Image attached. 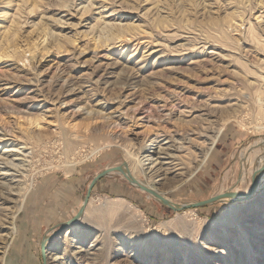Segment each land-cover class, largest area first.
I'll return each mask as SVG.
<instances>
[{
  "label": "rangeland",
  "instance_id": "374dc122",
  "mask_svg": "<svg viewBox=\"0 0 264 264\" xmlns=\"http://www.w3.org/2000/svg\"><path fill=\"white\" fill-rule=\"evenodd\" d=\"M3 128L27 159L0 212V224L13 220L16 229L10 237V227L0 229V264H51L57 243L66 264H184V256L224 264L201 243L250 216L264 177L250 201L174 212L113 173L98 182L83 218L49 241L45 261L41 243L76 216L98 174L130 169L150 141L173 154L162 176L169 171L174 182L189 172L177 185L155 184L173 203L249 191L264 165V0H0ZM58 199L70 204L60 225L34 232L23 222L30 204L39 206L31 221H40ZM112 203L121 209L103 211ZM246 229L263 235L264 224ZM80 239L89 255H73Z\"/></svg>",
  "mask_w": 264,
  "mask_h": 264
},
{
  "label": "bare ground",
  "instance_id": "6f19581e",
  "mask_svg": "<svg viewBox=\"0 0 264 264\" xmlns=\"http://www.w3.org/2000/svg\"><path fill=\"white\" fill-rule=\"evenodd\" d=\"M9 133L10 131L4 128L0 129V212L2 213L6 211L7 209V208H4L5 207L4 205L8 204V202L11 201L9 200V197L13 195L14 193L13 192L15 190L14 184L15 182L19 181L17 178L19 177L20 169L24 167L23 164L26 162V159H27L26 148L17 147V145H13L14 144L13 141H11L8 138ZM67 135L72 136V134H62L63 140H67ZM216 137L217 136H215L213 139L215 140ZM22 138L25 141H30L32 139L30 138V134L28 130L22 131ZM109 138L116 141V143L120 142L119 137L117 135L115 136L110 135ZM9 142L10 144H7ZM154 143H155L154 141H150V143L140 148V152H139L140 155L134 158V165L132 167L130 166V172H131V175L135 179H137L136 176L138 174L144 173L146 176H148L150 182L149 183H143L142 181L140 182L147 188H150L161 195V193L157 191L158 188L155 186V184L160 183L161 186H163L164 188H166L167 186L170 187L171 185H175V184L177 185L178 183L182 182L185 179V177H187L189 172L179 173L178 175L179 177H176L175 179L176 181L174 182L173 180L169 181L168 179H166L169 171H166L164 176H162L160 172L163 171V166L164 164H166V161L173 159V154L168 151L169 148H162L160 146L155 145ZM2 145L4 146L1 148ZM105 145H109V144L106 143ZM130 147H131L130 144L124 145V148H126V150H129ZM97 149L98 150L95 151V153H99L100 149L99 148ZM208 149H211V148L209 147ZM201 151H202V157H205L208 153L207 150L202 149ZM263 162H264V158H263ZM263 166H260V169ZM65 170L66 172L74 171L75 166L71 164L66 165ZM248 192L242 193V194H247ZM230 202H234V201L230 200ZM21 206H22V203H19L17 206V209H20ZM119 209H121L120 205L112 203V204L106 205L103 211L115 212V211H118ZM249 210H251L250 216L245 217V219L236 227L235 231L228 229L226 225L225 227L222 228L220 232H219V229H216L214 231L215 235L211 236L205 242L201 243L203 250L207 252L208 254H210L211 258H213V260H215L217 263H220L219 261H222L224 264H264V260L262 256V254L264 253V231L262 232L263 235L262 234L258 235L256 232H251L250 236H244L245 234L241 232L242 230H247L246 227L251 222H255L258 225L264 224V195L257 202L252 203L249 206ZM12 218H13V215L10 219L12 220ZM1 221H4V220L3 219L1 220L0 218V222ZM77 223H74L71 226ZM7 224L10 226H8ZM71 226H69V228ZM1 228L10 229V232L5 234L6 237H10L11 234L16 232V229L13 226V220L5 223V225L1 223L0 229ZM69 228L67 229V231L69 230ZM231 239L233 240L231 241ZM78 242H79V246L77 245L76 251L73 252V255L75 256L77 255L78 257L82 256L83 253L89 255L90 249L92 247L91 246L89 248L85 247L86 239L82 241L80 239L78 240ZM251 248H254L253 252H251ZM61 249H62V246L60 243H57L56 245L50 248L49 253H48L49 254L48 261H50L51 264H66V262H68V261H65L66 260L64 257L65 253L63 257L59 256L58 252ZM236 249L240 250L239 253H241V255L244 256L239 261H237V259H234L233 257L234 256L233 251ZM46 257H47V253H46ZM188 258L189 257L184 256L183 259L186 260L184 261V264L191 263L187 260ZM78 259H81V258H78ZM245 259H248L249 261L248 260L245 261Z\"/></svg>",
  "mask_w": 264,
  "mask_h": 264
},
{
  "label": "water",
  "instance_id": "95a60500",
  "mask_svg": "<svg viewBox=\"0 0 264 264\" xmlns=\"http://www.w3.org/2000/svg\"><path fill=\"white\" fill-rule=\"evenodd\" d=\"M113 173L122 174L133 186H136L137 188H139L143 192L150 194L155 199H157L162 205L168 207L169 209H171L174 212H181V211H186V210H191V209L205 208V207H208V206L213 205L215 203L230 201V200L237 201V202L250 201L253 198V196L255 195V193L257 192V190L261 184V180L264 177V166L260 170L255 171L253 178H252L250 190L247 194H240L237 192H229L226 194H222V195L213 197L209 200L197 202L194 204L183 205V206H180V205L173 203L171 200L166 199L165 197L161 196L156 191L144 186L139 180L135 179L131 175L129 166L127 164H124L122 166H118L115 168L106 169L103 172H101L100 174H98L93 179V181L91 182V184L88 188V192H87V195L85 197L84 203L81 206L77 215L72 220L66 222L63 226H61L60 229L56 230V233H54L53 236L45 237L43 239V241L41 243V250H42V255H43L44 261L46 260V250H47V245H48L49 241L53 237L59 235L60 233L66 232L67 229L69 228V226H71L74 223L79 222L83 218V215L85 214L86 208H87V206L90 202V199L92 197V193H93L94 188L96 187V185L98 184L99 181H101L102 179H104L105 177H107Z\"/></svg>",
  "mask_w": 264,
  "mask_h": 264
},
{
  "label": "crops",
  "instance_id": "0c3cea01",
  "mask_svg": "<svg viewBox=\"0 0 264 264\" xmlns=\"http://www.w3.org/2000/svg\"><path fill=\"white\" fill-rule=\"evenodd\" d=\"M41 191H37L35 194H33L32 200L35 199L34 202H36V199L38 200V197L42 198V192ZM43 198H44V196H43ZM57 201H59V203L54 202V204H48L46 206L44 216H42V219H40V221L39 220L31 221V219H30V217L32 216L31 210L35 209V211L38 212L39 206L37 203L30 204V206H31V207L29 206L30 210L27 211V214L25 215V220L23 222L26 224H28V223L34 224V227L31 228L32 230L34 229V232L40 231L44 227L47 228L50 226V228L52 229V228H54V226L55 227L58 226V223L61 221V217L62 216L64 217V215L67 214V211H69L68 207H70V204L68 206H61L62 205V204H60L61 200L58 199ZM64 223H66V222H64ZM64 223H61V224H64ZM26 224H25V226H26ZM59 225H60V223H59ZM27 230H28V226H27Z\"/></svg>",
  "mask_w": 264,
  "mask_h": 264
}]
</instances>
